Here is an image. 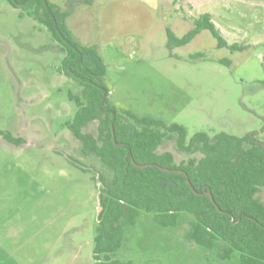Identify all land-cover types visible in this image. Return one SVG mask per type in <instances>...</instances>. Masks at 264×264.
Segmentation results:
<instances>
[{"label":"rangeland","instance_id":"obj_1","mask_svg":"<svg viewBox=\"0 0 264 264\" xmlns=\"http://www.w3.org/2000/svg\"><path fill=\"white\" fill-rule=\"evenodd\" d=\"M64 12L76 41L97 46L105 84L119 111L150 116L197 132L264 142V0H50ZM229 44L219 49L207 30L185 46L200 15ZM65 59L46 28L0 0V264H103L94 259L99 223V176L111 173L66 124L81 87L62 74ZM98 123L84 133L97 135ZM160 153L181 154L175 141ZM77 162L80 167H77ZM264 203V190L259 194ZM103 211V210H102ZM191 217L165 229L142 213L114 259L125 264H241L221 260L187 240Z\"/></svg>","mask_w":264,"mask_h":264},{"label":"trees","instance_id":"obj_2","mask_svg":"<svg viewBox=\"0 0 264 264\" xmlns=\"http://www.w3.org/2000/svg\"><path fill=\"white\" fill-rule=\"evenodd\" d=\"M7 1L22 16L43 25L64 53L60 72L81 87L79 94L69 93L76 111L66 127L81 142L82 154L94 155L111 173V178L99 176L103 211L94 259L125 264L114 259L124 247L126 231L137 225L142 213H148L165 229L178 227L182 217L189 216V242L208 250L217 247L224 261L238 253L241 264H264V203L259 197L264 190V142L259 135L202 131L190 136L185 126L119 111L110 101L106 66L98 47L76 41L66 23L69 12L50 0ZM204 30L217 40L219 49L235 52L247 48L229 44L209 14L200 15L182 39L175 40L170 34V46H185ZM94 122L98 123L97 135L84 133ZM0 135L12 144L23 142L8 132ZM167 141H175L177 150L189 158L177 163L173 153H160ZM133 160L150 166L140 169Z\"/></svg>","mask_w":264,"mask_h":264},{"label":"water","instance_id":"obj_3","mask_svg":"<svg viewBox=\"0 0 264 264\" xmlns=\"http://www.w3.org/2000/svg\"><path fill=\"white\" fill-rule=\"evenodd\" d=\"M133 163H134V165L136 166V167H138V168H140V169H146V168H148L150 165H139V164H136L135 162H134V160H133ZM160 168V167H159ZM160 170H162V171H164V172H168V173H172V172H174V173H181V174H185L186 175V173L185 172H183V171H176V170H170V169H164V168H160ZM187 176V175H186ZM188 179V178H187ZM188 183L190 184V181L188 180ZM210 197H211V199L213 200V196L210 194ZM99 205H100V207H99V215L101 214V212H102V210H103V207L101 206V201H100V199H99Z\"/></svg>","mask_w":264,"mask_h":264}]
</instances>
